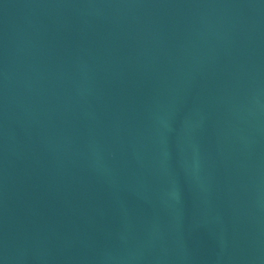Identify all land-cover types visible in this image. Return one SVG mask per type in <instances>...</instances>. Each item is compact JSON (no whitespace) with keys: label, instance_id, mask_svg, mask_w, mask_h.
<instances>
[{"label":"water","instance_id":"95a60500","mask_svg":"<svg viewBox=\"0 0 264 264\" xmlns=\"http://www.w3.org/2000/svg\"><path fill=\"white\" fill-rule=\"evenodd\" d=\"M0 264H264V0H0Z\"/></svg>","mask_w":264,"mask_h":264}]
</instances>
